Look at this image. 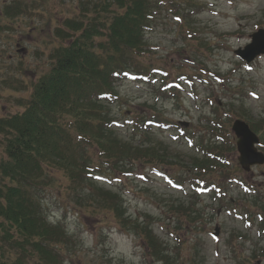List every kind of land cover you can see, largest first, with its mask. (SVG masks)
<instances>
[{
	"label": "rangeland",
	"instance_id": "1",
	"mask_svg": "<svg viewBox=\"0 0 264 264\" xmlns=\"http://www.w3.org/2000/svg\"><path fill=\"white\" fill-rule=\"evenodd\" d=\"M173 1V7L155 10L145 35L148 51L141 65L148 74L123 80L116 89L118 102L109 109L122 138L145 139L141 147H154L157 157L166 160L135 162L121 172L103 169L92 179L120 196L127 216L123 220L135 221L138 228L119 224L98 198H91L90 206L76 200L87 193L69 191L68 181L57 173L55 183L38 195L46 220L59 224L68 237L63 244L49 245L54 264H264V238L258 234L264 213L253 206L255 194L248 187L261 191L264 199V166L244 173L232 150L227 155L230 177L215 171L199 175L201 183L193 180V158L201 155L195 146L209 132V119L221 116L223 135L232 140L234 120L252 122L264 147L259 131L264 129V57L246 65L234 54L264 29V0ZM190 1L196 5H187ZM79 4L0 0V117L20 111L15 101L29 94L3 88L2 82L22 79L30 85L47 71L48 55L57 45L54 30L79 12ZM137 117L150 118L148 130L134 129ZM92 157L98 164L96 152ZM207 181L223 185L226 207L212 199ZM178 205L185 214L171 209ZM146 226L152 229V243L142 234ZM128 238L138 262L118 250ZM161 251L166 252L162 261Z\"/></svg>",
	"mask_w": 264,
	"mask_h": 264
},
{
	"label": "trees",
	"instance_id": "2",
	"mask_svg": "<svg viewBox=\"0 0 264 264\" xmlns=\"http://www.w3.org/2000/svg\"><path fill=\"white\" fill-rule=\"evenodd\" d=\"M191 4L196 5L187 3ZM173 5V0H80L79 12L54 30L57 45L48 55L47 71L30 85L22 79L2 82L3 88L29 94L15 101L20 111L0 117V264L56 262L49 245L67 242V233L46 220L38 195L55 183L57 173L68 181L69 191L87 193L76 200L90 206L91 198H98L119 224L138 228L135 221L123 220L127 216L120 196L100 189L92 179L103 169L121 172L135 162L166 160L164 155L157 157L154 147L142 148L145 139L137 143L122 138L109 109L118 102L116 89L123 80L137 81L148 74L141 65L148 51L145 35L154 23L155 10ZM217 118L209 119V132L201 134L195 146L201 153L193 158L197 171L193 180L198 183L201 174L231 175L227 155L234 144L223 135L222 117ZM149 119H133L134 129L148 130ZM250 127L258 132L252 122ZM259 131L264 145V129ZM204 184L212 199L224 207L223 185ZM248 187L255 194L253 206L264 213L262 192ZM183 207L171 209L183 215ZM259 219V233L264 235V214ZM142 231L149 243L155 241L150 226ZM160 253L162 261L166 252Z\"/></svg>",
	"mask_w": 264,
	"mask_h": 264
},
{
	"label": "water",
	"instance_id": "3",
	"mask_svg": "<svg viewBox=\"0 0 264 264\" xmlns=\"http://www.w3.org/2000/svg\"><path fill=\"white\" fill-rule=\"evenodd\" d=\"M251 43L244 49L235 51V55L246 64L253 62L258 56L264 55V29L258 30L250 37ZM232 131L237 138V152L239 154L238 162L243 170L249 171V168L255 165H263L264 157L258 153L255 145L258 139L249 130L248 126L240 121H235L232 125ZM218 234V229L215 230Z\"/></svg>",
	"mask_w": 264,
	"mask_h": 264
},
{
	"label": "clouds",
	"instance_id": "4",
	"mask_svg": "<svg viewBox=\"0 0 264 264\" xmlns=\"http://www.w3.org/2000/svg\"><path fill=\"white\" fill-rule=\"evenodd\" d=\"M86 246L91 245V238L88 237L86 239ZM120 252H123L126 258L138 262L139 257H133L131 255L133 248H132V238H128L124 243L121 244L120 248L118 249Z\"/></svg>",
	"mask_w": 264,
	"mask_h": 264
},
{
	"label": "flooded vegetation",
	"instance_id": "5",
	"mask_svg": "<svg viewBox=\"0 0 264 264\" xmlns=\"http://www.w3.org/2000/svg\"><path fill=\"white\" fill-rule=\"evenodd\" d=\"M4 6H5V4H4ZM6 6H7V5H6ZM6 6H5V7H6ZM6 9H7V8H6ZM0 14H1V12H0Z\"/></svg>",
	"mask_w": 264,
	"mask_h": 264
}]
</instances>
